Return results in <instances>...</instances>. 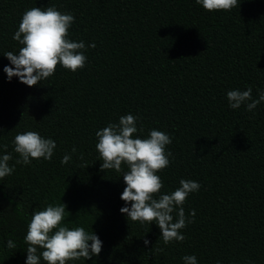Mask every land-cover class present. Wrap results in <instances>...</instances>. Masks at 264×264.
I'll return each instance as SVG.
<instances>
[{"label":"trees","instance_id":"16d2710c","mask_svg":"<svg viewBox=\"0 0 264 264\" xmlns=\"http://www.w3.org/2000/svg\"><path fill=\"white\" fill-rule=\"evenodd\" d=\"M49 4L74 15L68 35L85 42L84 67L58 64L32 86L7 80L3 52L20 47L12 34L21 14ZM246 87L253 98L264 87V0L212 11L195 0H0V151L15 163L11 141L25 130L56 141L50 160L16 164L0 179V264H24L32 211L60 202L63 223L103 242L76 264H183L186 254L198 264H264V103L230 109L225 95ZM126 113L139 116L137 134L170 135L160 191L181 178L200 184L183 204L195 216L182 241L165 244L154 222L128 221L119 211L123 176L100 168L95 131ZM7 239L17 247L8 249Z\"/></svg>","mask_w":264,"mask_h":264},{"label":"clouds","instance_id":"9594fccd","mask_svg":"<svg viewBox=\"0 0 264 264\" xmlns=\"http://www.w3.org/2000/svg\"><path fill=\"white\" fill-rule=\"evenodd\" d=\"M237 2L195 0L196 4L208 11L229 10L236 7ZM73 22L72 12L60 11L55 4L27 8L12 34V39L20 47L15 52H3L9 61L3 67L6 79L10 81L15 76L19 82L32 86L51 76L58 64L73 72L84 67L87 60L85 42L70 39L68 35ZM95 46V42L87 45L88 48ZM225 95L230 109L243 105L246 111H253L258 104L264 103V87L257 89L255 98L251 87L230 89ZM138 121L139 116L126 113L119 116L118 122H109L95 131V149L102 161L100 168L115 170L123 176L125 186L120 199L124 204L119 211L128 221L140 224L154 222L165 244L182 241L184 234L180 230L191 223L195 216L193 209H189L186 216L183 204L190 193L199 190L200 184L181 178L174 190L160 191L163 184L157 172L170 162L172 153L166 151L165 146L171 143V138L167 132L156 128L149 129L146 136L137 134L143 131L142 128L138 130ZM11 144L12 151L18 157L10 165L11 153L0 151V179L10 175L16 164L30 165L32 160H50L56 148L54 139L33 130L17 132ZM6 147L0 145V149ZM76 152L75 146L70 152H65L61 164L69 162L71 154ZM122 163L125 166L123 169ZM65 215L66 205L62 202L49 203L32 211L23 235L26 245L24 264H76L81 258L86 260L101 252L103 242L98 235L83 226L70 227L63 223ZM143 243L147 246L149 240L145 238ZM5 246L8 249L17 247L12 239H7ZM181 260L183 264H198L195 254L183 255ZM216 264H221V261L217 260Z\"/></svg>","mask_w":264,"mask_h":264}]
</instances>
